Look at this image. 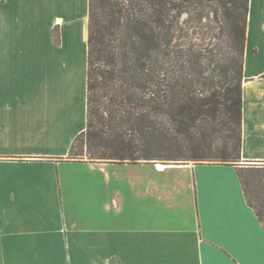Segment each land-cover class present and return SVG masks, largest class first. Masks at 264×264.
<instances>
[{
  "label": "crops",
  "instance_id": "1",
  "mask_svg": "<svg viewBox=\"0 0 264 264\" xmlns=\"http://www.w3.org/2000/svg\"><path fill=\"white\" fill-rule=\"evenodd\" d=\"M89 0H0V264H264L237 168L264 166V0H249L241 164L69 158Z\"/></svg>",
  "mask_w": 264,
  "mask_h": 264
},
{
  "label": "trees",
  "instance_id": "2",
  "mask_svg": "<svg viewBox=\"0 0 264 264\" xmlns=\"http://www.w3.org/2000/svg\"><path fill=\"white\" fill-rule=\"evenodd\" d=\"M209 1L225 8L238 52L224 92L197 62H176L181 15ZM248 11L249 0H89L87 126L69 158L86 148L90 162L237 165ZM237 172L264 224V166Z\"/></svg>",
  "mask_w": 264,
  "mask_h": 264
},
{
  "label": "rangeland",
  "instance_id": "3",
  "mask_svg": "<svg viewBox=\"0 0 264 264\" xmlns=\"http://www.w3.org/2000/svg\"><path fill=\"white\" fill-rule=\"evenodd\" d=\"M185 11L180 17L176 33V62H197L202 78L208 82L211 79L219 82L224 92L228 80L235 76L237 66L233 62H238L237 48L228 32L225 8L217 2L209 1L204 7L188 6ZM74 159L88 160L86 148H77ZM205 162L215 161H202ZM156 164L169 163L157 161ZM236 164H241V161Z\"/></svg>",
  "mask_w": 264,
  "mask_h": 264
},
{
  "label": "bare ground",
  "instance_id": "4",
  "mask_svg": "<svg viewBox=\"0 0 264 264\" xmlns=\"http://www.w3.org/2000/svg\"><path fill=\"white\" fill-rule=\"evenodd\" d=\"M160 167H162L163 164H158Z\"/></svg>",
  "mask_w": 264,
  "mask_h": 264
}]
</instances>
